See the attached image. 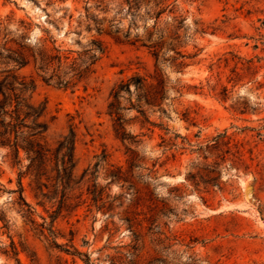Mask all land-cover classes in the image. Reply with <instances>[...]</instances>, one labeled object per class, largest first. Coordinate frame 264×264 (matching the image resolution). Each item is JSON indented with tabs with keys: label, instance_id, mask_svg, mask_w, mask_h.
Listing matches in <instances>:
<instances>
[{
	"label": "rangeland",
	"instance_id": "1",
	"mask_svg": "<svg viewBox=\"0 0 264 264\" xmlns=\"http://www.w3.org/2000/svg\"><path fill=\"white\" fill-rule=\"evenodd\" d=\"M166 4L155 34L126 0H0V70L5 49L23 53L44 141L75 133L71 179L54 172L39 191L23 176L28 206L25 167L0 146V264H264V0ZM173 17L188 57L177 68L165 47L149 105L134 83L155 61L140 43L169 42Z\"/></svg>",
	"mask_w": 264,
	"mask_h": 264
},
{
	"label": "trees",
	"instance_id": "2",
	"mask_svg": "<svg viewBox=\"0 0 264 264\" xmlns=\"http://www.w3.org/2000/svg\"><path fill=\"white\" fill-rule=\"evenodd\" d=\"M126 1L130 5L129 8H137L141 4L145 5L146 14L155 18L152 26L155 34H158L156 28L158 18L165 11L172 12V7L166 4V0ZM172 20L176 24L174 31L169 36V42H166L162 35L153 37V32H148L146 38L140 43L150 50L155 61L156 74L150 77L151 81H148L146 77L137 76L134 83L135 89L142 93L140 95L142 100L149 105H156L158 95L163 89L164 80L161 71L165 60L163 58L165 47L171 48L176 55L171 58V61L177 68H181L185 64L183 60L177 62V58L188 57L177 50L180 38L178 30L182 26L183 18L173 17ZM92 43L101 50L103 49L100 41H92ZM130 43L133 44V41ZM5 50L7 54L4 58L7 59V62H12L13 66L10 69L0 70V146L8 150L6 155L10 157L13 164L25 167L24 171L19 172L17 183L19 185V199L28 206L22 197L21 178L23 176H29L39 191V187L44 184L43 180L49 181L55 178L54 172L62 181L71 179L74 167L75 133L70 127L68 133L62 137L55 148L44 141V136L49 127V121L45 118L46 106L45 104H35L31 99V92L35 85L34 79L27 78L18 72V69L27 63V59L23 53H18L17 57H12L11 54L14 51L9 48ZM37 54V56L32 55L33 62L36 69L45 74L49 70L53 56L48 54L45 49L39 50ZM247 63L249 69L251 60H247ZM55 76V74H51L49 78H46L42 75V78L48 81ZM129 84H125L127 90H129ZM21 152H23V156H21ZM24 159L27 160V163L22 165Z\"/></svg>",
	"mask_w": 264,
	"mask_h": 264
}]
</instances>
